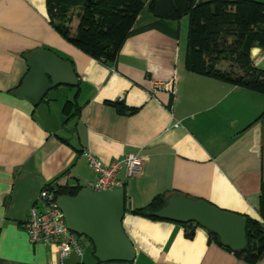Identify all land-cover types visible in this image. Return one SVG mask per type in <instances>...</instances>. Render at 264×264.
Masks as SVG:
<instances>
[{
  "label": "crops",
  "instance_id": "0c3cea01",
  "mask_svg": "<svg viewBox=\"0 0 264 264\" xmlns=\"http://www.w3.org/2000/svg\"><path fill=\"white\" fill-rule=\"evenodd\" d=\"M181 26L143 9L107 66L53 31L44 0H0V264H61L52 244L28 241L24 223L28 209L41 206L45 185L93 181L85 152L100 166L125 154L143 158L141 174L122 181L132 209L180 194L261 221L264 116L255 119L264 96L185 71ZM36 49L70 61L78 87L52 88L31 106L10 92L27 72L24 56ZM249 58L264 72V50L251 48ZM73 98L79 115L62 124V106ZM116 101L137 111L119 115L104 104ZM72 135L80 152L67 144ZM121 225L135 253L131 264H246L198 226L187 239L176 223L124 213ZM81 245V257L72 253L62 264H95L87 242Z\"/></svg>",
  "mask_w": 264,
  "mask_h": 264
},
{
  "label": "trees",
  "instance_id": "16d2710c",
  "mask_svg": "<svg viewBox=\"0 0 264 264\" xmlns=\"http://www.w3.org/2000/svg\"><path fill=\"white\" fill-rule=\"evenodd\" d=\"M44 6L49 26L62 40L107 66L114 62L124 41L134 33L132 27L143 9L160 22L177 23L185 17V71L264 96V72L254 67L249 58L251 48L264 50V0H44ZM220 64H225V68H219ZM104 104L119 115H132L137 111L117 101ZM79 111L74 98L65 101L61 109L62 124L76 118ZM263 116L264 110L255 121ZM42 189L52 192L55 199L62 195L72 197L81 187L52 182ZM164 205L165 197L159 194L144 207L131 208L125 213L168 222L152 216ZM257 214L261 221L240 215L245 219L243 250L231 252L206 231L208 242L246 264H255L264 255V182L259 185ZM179 225L185 228L187 239L197 226ZM85 241L93 257V247L90 241Z\"/></svg>",
  "mask_w": 264,
  "mask_h": 264
},
{
  "label": "water",
  "instance_id": "95a60500",
  "mask_svg": "<svg viewBox=\"0 0 264 264\" xmlns=\"http://www.w3.org/2000/svg\"><path fill=\"white\" fill-rule=\"evenodd\" d=\"M24 60L27 72L10 94L31 106H36L54 87L76 85L70 63L49 51H30ZM67 144L72 150L81 151L73 135ZM54 204L67 232L90 241L93 258L97 262H133L135 253L121 225L125 211L131 209L129 201L124 199L123 188L94 192L85 186L72 197H55ZM152 216L176 224H196L215 235L220 245L231 252L243 250L246 244L245 219L242 216L199 199L171 194L165 205Z\"/></svg>",
  "mask_w": 264,
  "mask_h": 264
},
{
  "label": "built area",
  "instance_id": "2783aa9c",
  "mask_svg": "<svg viewBox=\"0 0 264 264\" xmlns=\"http://www.w3.org/2000/svg\"><path fill=\"white\" fill-rule=\"evenodd\" d=\"M163 88L166 91H172L168 84L163 85ZM83 156L94 175L93 181L87 183L86 186L94 192L122 188L123 179L137 177L141 174L144 161L142 157L125 154L118 160L100 166L89 153L85 152ZM37 200L41 206H31L24 223L28 241L32 244H52L61 264L72 253L81 257L83 248L80 240L65 229L61 214L54 204L53 193L41 189Z\"/></svg>",
  "mask_w": 264,
  "mask_h": 264
},
{
  "label": "rangeland",
  "instance_id": "374dc122",
  "mask_svg": "<svg viewBox=\"0 0 264 264\" xmlns=\"http://www.w3.org/2000/svg\"><path fill=\"white\" fill-rule=\"evenodd\" d=\"M185 23H186V18L185 17H183V18H181V24L183 25V27L181 26V30H180V39H181V41L183 42V43H185V34H186V26H185ZM74 24V23H73ZM72 24V25H73ZM219 68H221V69H223V68H225V64H220L219 66H218ZM77 239H80L81 240V243L82 244H84L85 245V239L83 238V237H78V236H75ZM83 248V247H82ZM87 254V253H86ZM88 255V254H87Z\"/></svg>",
  "mask_w": 264,
  "mask_h": 264
}]
</instances>
